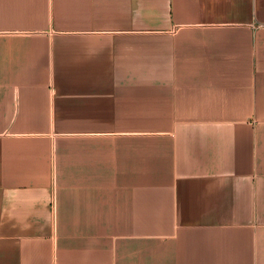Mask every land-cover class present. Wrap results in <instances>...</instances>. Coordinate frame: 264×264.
Segmentation results:
<instances>
[{
    "label": "crops",
    "instance_id": "obj_1",
    "mask_svg": "<svg viewBox=\"0 0 264 264\" xmlns=\"http://www.w3.org/2000/svg\"><path fill=\"white\" fill-rule=\"evenodd\" d=\"M0 264H264V0H0Z\"/></svg>",
    "mask_w": 264,
    "mask_h": 264
}]
</instances>
